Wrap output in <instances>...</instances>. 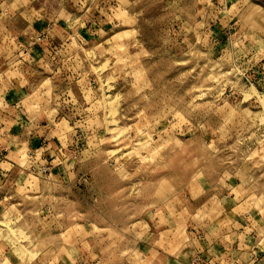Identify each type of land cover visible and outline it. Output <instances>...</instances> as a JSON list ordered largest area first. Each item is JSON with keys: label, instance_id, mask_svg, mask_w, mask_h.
I'll return each instance as SVG.
<instances>
[{"label": "rangeland", "instance_id": "374dc122", "mask_svg": "<svg viewBox=\"0 0 264 264\" xmlns=\"http://www.w3.org/2000/svg\"><path fill=\"white\" fill-rule=\"evenodd\" d=\"M36 22L49 28L29 42L51 47L28 70L25 112L72 141V178L43 172L39 150L13 156L0 137V197L14 195L0 242L24 262L95 234L100 264H156L141 240L177 210L167 252L188 258L205 247L204 228L190 241L184 227L190 200L230 193L264 210V82L251 74L264 64V0H0V42ZM23 58L11 76L25 74ZM56 250L37 264L59 263Z\"/></svg>", "mask_w": 264, "mask_h": 264}, {"label": "crops", "instance_id": "0c3cea01", "mask_svg": "<svg viewBox=\"0 0 264 264\" xmlns=\"http://www.w3.org/2000/svg\"><path fill=\"white\" fill-rule=\"evenodd\" d=\"M48 28L49 25L44 22H36L34 28L30 29L27 36L23 38L22 36L19 38H8V40L4 39V41L0 42V133H2L0 137L6 141L7 145L11 146V154L13 156L20 149L39 150L46 162L52 166L51 174L55 177L59 176L68 184L67 180L72 178V176L69 170L65 171V168L71 159L70 156H72L70 153L72 151V141L68 140L64 132L57 127L58 124H53L40 117L39 119L30 117L28 111L25 112L24 105L32 96L30 81L34 74H31L28 70L31 69L33 71L34 67L42 63L45 58L44 52H47L51 47L50 45L48 48L46 46L48 44L42 43L43 41L41 42L40 39H35L33 42L29 41L32 37L38 38L41 36ZM51 31L53 32L54 29H51ZM53 33L50 36L51 39L61 38L57 33ZM8 34H11V32ZM22 54H27V59L23 58ZM22 58L29 64L26 65L25 74L22 73L20 75L18 73L19 75L15 76V78L10 75L13 72L11 68L21 62ZM255 69L251 73L254 75L253 77L256 76L261 82H264V64L255 66ZM5 162L9 164L7 161H2L1 163ZM14 189L12 188V190ZM230 195L232 194L227 193L224 196H220L218 200L217 196L213 194L209 201H205L204 206L197 205L199 201L197 198L190 200L188 204L189 218L185 223L186 226L183 224L184 227H189L188 238L190 241L195 240L200 233L196 228H204L205 247L200 250H190L188 258H181L180 253L177 255L168 253V247L170 246L168 243L177 241L175 240V232L179 231L181 227L180 217L183 212L177 210L169 216L164 214L160 216L165 221L162 223V228L157 227L160 224L159 218L155 221H150V231L154 227L157 229V233L154 238H150L151 240L147 239V237L141 240V256L144 259L154 258L156 264H159L161 260H170L173 264H264V210L257 207L256 203H248L247 201L236 202L234 198L230 200ZM7 196L9 197H0L1 215L6 210V201L12 199L14 195L12 193V195ZM193 201L195 203L194 206L192 204ZM209 205L212 206L209 207ZM79 226L84 227V225ZM170 228L172 229L171 234L165 233V230ZM34 240V242L40 241L35 237ZM47 240L46 238L45 243H47ZM97 240L98 238L94 234L87 239L77 238L74 246H70L66 242V245H62L60 249H57L56 246L48 247L44 252H39L38 257L33 262L29 261V257L26 259L28 262H24L25 258H20L16 255L15 250L10 248L11 243L4 241L3 243L0 242V264H37L41 255L45 256L51 249H57V252L62 253L61 259L57 264H100L98 251L95 249ZM160 243L164 245L158 248ZM1 244L6 247L1 248ZM86 244L88 249L84 251L83 245ZM149 245H151V248ZM28 249L30 254L36 252L34 248L28 247ZM65 251L68 254H65Z\"/></svg>", "mask_w": 264, "mask_h": 264}, {"label": "built area", "instance_id": "2783aa9c", "mask_svg": "<svg viewBox=\"0 0 264 264\" xmlns=\"http://www.w3.org/2000/svg\"><path fill=\"white\" fill-rule=\"evenodd\" d=\"M49 165V164H48ZM48 170H51V168H48V169H44V170H42L43 172H47ZM2 173V175H4V172H1Z\"/></svg>", "mask_w": 264, "mask_h": 264}]
</instances>
